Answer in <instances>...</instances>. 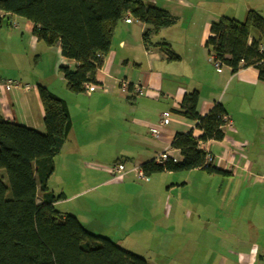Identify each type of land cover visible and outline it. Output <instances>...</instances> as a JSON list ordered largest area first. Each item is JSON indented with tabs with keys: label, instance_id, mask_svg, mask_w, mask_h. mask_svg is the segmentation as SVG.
<instances>
[{
	"label": "crops",
	"instance_id": "1",
	"mask_svg": "<svg viewBox=\"0 0 264 264\" xmlns=\"http://www.w3.org/2000/svg\"><path fill=\"white\" fill-rule=\"evenodd\" d=\"M141 2L148 3L142 0ZM218 2L219 0H213L212 5L198 8L200 14L196 20L188 16L192 25L195 22L198 24L194 31L188 29L182 36H174V24L158 32L161 34L160 40L170 44L172 50L180 56L179 62L166 61L155 48L145 49L141 39L145 27L136 21L126 24L121 20L115 30L110 50L96 72L95 80L102 89L101 93L94 94L95 91L90 95L72 94L66 90L63 77L58 73L62 85L61 92L56 95L64 100L67 106L71 129L60 152L63 158H68V167L60 163L59 169L55 167L53 176L57 170L62 171L61 179L71 183V186L64 194V200L55 206L67 204V214L75 216L81 224L77 213L85 217L87 215L88 223L85 226L82 224L87 230L113 241L115 234L111 232V214L114 215L117 209L123 208L126 210L124 225L126 229L129 228L128 232H125L126 237L143 236L152 228L151 217L158 215L159 220L172 221L171 211L177 213L182 208L175 206L176 209H172L167 204L156 207L151 204L155 194L152 188L162 179L150 176L146 181L137 180L130 173L122 179L112 180L107 168L118 160H129L126 167H141L144 163L154 161L157 155L170 148L176 133L192 130L193 136H199L200 131L194 129L193 122L189 120L188 123L185 121L187 119L174 113L180 111L182 97L193 90L200 91L196 107L200 116L207 114L215 104H220L232 123L230 129L222 130L223 140L202 142V146L207 147L214 157L213 166L225 173L215 175L222 176L221 184L225 181L244 180L245 176L251 178V190H256L259 203L261 204L260 199H264V82L257 79V73L252 68L241 69L232 74L229 68L222 66L217 72L209 66V57L203 46L210 23L220 17L243 22L249 11H255L264 18V0ZM166 12L177 18L174 10ZM190 12L193 14V10ZM4 19L8 21V28L16 29V20L20 18L4 16ZM20 22L19 42L22 55L28 56L31 52L36 54L39 60L43 57L50 58L52 71L57 66L71 70L76 68L73 61L60 55L58 46L47 48L43 43L37 42L31 34V23L22 19ZM4 32L5 35H14L9 31ZM255 36L256 34H252L248 45ZM260 52L264 54V40L260 43ZM179 66L192 74L177 71ZM205 72L211 74L214 80L209 83L194 80L196 75L202 78ZM20 77L25 78L22 73ZM0 79L16 80L22 84L21 79L1 76ZM186 79L190 82H186ZM23 84L28 85L26 82ZM134 85L145 90L134 96L128 90L129 86ZM37 86L38 84L35 87ZM78 104L81 106H77ZM163 112L170 114V123L167 127L160 128L158 121ZM100 113L105 114L107 118L99 115ZM0 116L9 123L44 133L41 132L44 131L43 110L36 88L29 91L0 90ZM93 117L102 127L94 123ZM117 122L126 124L129 137L133 141L119 140V144L110 149L107 145L110 138L107 132ZM151 128L157 130V138L149 134L148 130ZM121 145L125 146L124 149ZM107 155L109 158L104 159ZM123 155L124 158H119ZM167 156L175 162L181 160L179 152L171 148ZM231 165L236 168L232 169ZM178 184L180 182H177ZM163 185L168 189L167 182ZM72 201L79 202L69 206ZM260 208L264 210V206ZM181 214L183 217L190 216V212ZM245 223L253 227L251 222ZM187 226L176 228L185 230L188 237L191 227L200 230L201 223L195 222ZM103 232L105 236L102 235ZM125 233L123 231V234ZM239 242L241 246L242 240ZM172 243L173 248L179 245ZM234 261L235 264H255V257L253 254H246Z\"/></svg>",
	"mask_w": 264,
	"mask_h": 264
},
{
	"label": "trees",
	"instance_id": "2",
	"mask_svg": "<svg viewBox=\"0 0 264 264\" xmlns=\"http://www.w3.org/2000/svg\"><path fill=\"white\" fill-rule=\"evenodd\" d=\"M127 13L145 27L141 36L145 49H157L168 62L180 61L170 44L151 39L161 29L174 25L177 18L150 2L0 0V27L4 21L8 27L4 16H14L33 25L31 34L37 42L47 48L58 46L60 55L76 64L73 70L60 67L59 71L66 90L78 94L83 93L81 84L99 86L96 72L110 50L118 23ZM208 29L203 44L208 57L220 61L232 74L252 68L257 79L264 82V54L260 52L264 18L259 13L249 11L243 22L223 16L210 23ZM252 34L256 36L248 45ZM136 86L128 89L134 96L145 90L139 86L141 92L137 93ZM36 89L43 110L44 134L0 116V264H148L142 257L87 230L75 216L55 209L65 196L49 191L48 180L55 171L54 159L70 132L71 119L64 100L45 87L38 85ZM199 92L184 95L180 111L174 113L193 122L200 135L193 136L192 130L176 133L170 148L179 152L181 160L168 158L163 164H142L140 169L147 178L191 170L225 174L213 163L204 166L205 155L198 143L223 140L222 117L226 114L220 104H215L200 116L196 110ZM128 162L118 160L114 164L126 167Z\"/></svg>",
	"mask_w": 264,
	"mask_h": 264
},
{
	"label": "rangeland",
	"instance_id": "3",
	"mask_svg": "<svg viewBox=\"0 0 264 264\" xmlns=\"http://www.w3.org/2000/svg\"><path fill=\"white\" fill-rule=\"evenodd\" d=\"M142 1L153 3L155 7L164 11L169 10L172 12L174 10L177 17V22L173 28L175 31L174 36H182L188 29H191V31L197 29L198 24L195 22L192 25L188 16L196 20L198 14H200L198 8L213 4V0ZM224 1L219 0L221 3H224ZM191 10H193V14H190ZM16 23V29L6 27L5 21L0 27V76L21 79L22 84L26 82L31 86L29 90L36 88L35 86L38 84L54 94H58V92H61L62 85L58 77V73L61 74L59 67L57 66L52 71L50 58L43 57L39 60L36 54L31 52L28 56L21 54L22 46L19 42L21 34L20 19L16 20ZM4 31H9L14 35H5ZM160 38L161 34L151 37L152 41H159ZM208 64L212 69L214 68L213 64ZM1 68H5V70L2 71ZM185 70L181 66L177 68L179 72L192 74L191 71ZM21 73L25 78L20 77ZM202 75V78L196 75L194 80L201 83H209L214 80L208 72ZM186 82L190 81L186 79ZM95 88L96 92L94 94L102 92L101 87L98 85ZM77 106L81 105L78 104ZM99 115H104L107 118L105 114L100 113ZM93 120L94 123L102 127V124L95 121V117H93ZM185 121L190 123L189 120ZM107 133L110 136L107 143L110 149L117 146L119 140L133 141L129 137L128 127L122 122H117ZM121 146L124 149L125 146ZM204 149L208 148L204 147ZM82 154L85 156L84 153ZM122 157L124 158V155L119 158ZM107 158H109V155L104 159ZM67 159L59 154L54 159L55 167L59 169L60 163L64 167H68ZM61 173L62 171L57 170L56 175L48 180L47 187L55 196L60 193L66 194L71 186V183L61 179ZM151 177L162 179L161 182L154 184V188H152L155 194L152 196L154 202L151 204L156 207L167 204L172 209H176L175 206H178L179 209L182 208L179 211L176 210L177 213L171 211L172 221L159 220L158 215L151 217L153 225L150 231L143 236L128 237H126L125 232H128L129 228L126 229L124 225L126 210L123 208L117 209L116 214H111L113 219L111 232L115 234L113 243L122 249L136 253L149 264H235L234 260L236 258L246 254H253L255 264H264V210L260 208V206H264V199H260V204L256 190H251V178L245 176L247 179L225 181L221 184V175H207L201 170L160 173ZM165 182L168 183V189H165L163 185ZM177 182H180V184L177 185ZM181 182H184V184H181ZM245 183L249 185L246 186ZM77 202L79 201H72L69 206ZM67 206V204H60L55 206V209L60 213H67L65 211L68 208ZM181 212L185 214L190 212V216L183 217ZM77 214H79L78 218L85 226L89 217L87 215L85 217L81 213ZM199 217L200 221H198ZM246 221L251 222L253 227L251 228L249 223L246 224ZM195 222L201 223L200 230L192 226L188 237L185 235V230L181 231L176 228L188 227L187 224L191 225ZM101 225H104L102 221ZM123 231L125 234H123ZM102 235L105 236V232ZM241 240L243 244L240 246L239 241ZM172 242L179 244L174 246L176 249L173 248ZM236 255L238 256L236 257Z\"/></svg>",
	"mask_w": 264,
	"mask_h": 264
},
{
	"label": "built area",
	"instance_id": "4",
	"mask_svg": "<svg viewBox=\"0 0 264 264\" xmlns=\"http://www.w3.org/2000/svg\"><path fill=\"white\" fill-rule=\"evenodd\" d=\"M132 21H133V19L131 18L129 13H127L123 18V22L126 24H129ZM208 60L210 62H212L213 67L216 69L217 72L220 71V69L222 68V64L220 61L214 60L211 57H209ZM122 84L125 85L124 82H122ZM80 88L82 89L83 93H85L87 95H90L96 91L95 86L88 84V83L81 84ZM29 89H31V87L29 85L21 84L20 82H18L16 80L0 79V90H3V91H12V90L29 91ZM135 92L140 93L141 88L139 86H136ZM222 121H223V125H222L221 130H227V129L231 128L232 123H231V121L227 115H224L222 117ZM169 123H170V114L168 112L161 113L159 121H158V126L160 128H165L169 125ZM148 132L153 138L158 137L157 130L151 128L148 130ZM198 148L200 150L204 151V155H205L204 166H208L209 164H211L213 162V159H214L213 155L208 151V149H204V147H202V142L198 143ZM169 150H170V148L167 149L166 151H164V153L157 155L154 159V162L156 164H163L168 159L167 153L169 152ZM231 168L233 169L236 167L231 165ZM107 170H108L109 174L111 175L112 180L122 179V177H124L130 173H132L136 177L137 180L146 181L148 179L146 176H144L140 167L126 168L122 164H113L109 168H107Z\"/></svg>",
	"mask_w": 264,
	"mask_h": 264
}]
</instances>
